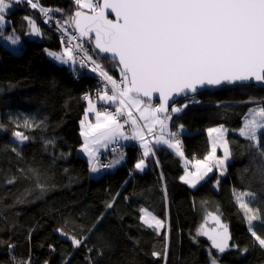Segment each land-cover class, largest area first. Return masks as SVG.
<instances>
[{
	"label": "trees",
	"instance_id": "trees-1",
	"mask_svg": "<svg viewBox=\"0 0 264 264\" xmlns=\"http://www.w3.org/2000/svg\"><path fill=\"white\" fill-rule=\"evenodd\" d=\"M38 3L63 22L79 8L75 0ZM25 17L40 27L39 38L30 37ZM5 19L0 30V264H210L212 258L217 264H264V248L236 199L243 192L254 194L246 202L259 212L253 230L264 238V130L257 141L240 135L249 110L264 107V89L232 86L178 101L174 106L182 111L173 114L170 128L178 133L183 158L155 144L154 155L137 170L143 155L136 139L125 144L121 162H111L103 172L81 152V122L89 103L84 97L99 87L96 75L80 71L77 61L69 66L48 56V50L63 48L62 41L40 9L13 3ZM10 35L21 38L19 53L5 44L3 37ZM91 51L104 71L122 79L117 65L99 57L93 46ZM114 105L104 108L116 110ZM216 128L226 130L232 174L215 170L191 187L181 180L185 159L208 156V130ZM14 132L28 139L20 142ZM91 190L113 207L98 211ZM141 209L162 222L159 234L141 221ZM209 213L227 225L229 247L223 253L201 233ZM69 237L82 244L74 247Z\"/></svg>",
	"mask_w": 264,
	"mask_h": 264
},
{
	"label": "snow or ice",
	"instance_id": "snow-or-ice-1",
	"mask_svg": "<svg viewBox=\"0 0 264 264\" xmlns=\"http://www.w3.org/2000/svg\"><path fill=\"white\" fill-rule=\"evenodd\" d=\"M19 2L20 0H0V30L8 23L5 19L7 10L13 3ZM27 2L32 8L39 7L33 0H27ZM75 2L80 8L86 6L95 13L94 15H83L80 11L75 13L73 23L80 34L83 36L89 32H95V47L101 53L110 54L113 59L119 61L120 65L122 79L118 83L103 70L101 65L92 61L95 65L92 71L99 69V75L111 84L112 94L102 91L100 99L106 103H115L119 98L121 105L117 107L115 113L104 114V120L108 123L103 127L109 130L105 136L114 135L122 127L117 123V117L126 104L138 107L141 103L130 93L137 94V97L143 95L151 98L152 93L158 92L160 106L152 109L149 115L142 113L140 119L158 122L161 133L156 136L155 144L167 145L183 158L184 154L180 150V141L177 138L178 133L170 132L168 138H165L164 132L167 125L163 120L158 121L156 117V113H166L165 106L170 99L174 98V95H187L188 92H195L198 85L205 84L219 85L223 82L234 83L251 79L264 83V0H104L102 6L93 4L92 0H75ZM105 9L115 13V22L106 17ZM40 11L47 15L50 10L40 8ZM52 11H59V9ZM25 20L28 21L32 34H39V29L34 22L28 17H25ZM3 38L13 45L19 42L18 36L10 35ZM48 55L61 64L76 62L70 49H65L63 54L48 52ZM82 66L86 65L82 63ZM84 99L89 101L87 114L94 110V105L87 95ZM171 111L178 113L182 109L173 107ZM249 112L250 116L245 120L244 127L240 129V135L250 141H257L258 133L264 130V107L250 109ZM96 115L95 127L89 125V129L93 132L101 127L99 122L101 113L97 112ZM131 116L132 113L129 112V117ZM165 119H171V115H166ZM132 123L135 125L136 120L132 119ZM81 124L83 126V121ZM25 126H29L27 121ZM143 127L147 128L149 135L153 134V127L148 123H145ZM179 127L183 129V125ZM208 131L209 134L219 133L217 140H221L226 130L221 128ZM88 134L81 132V135L86 137V144ZM13 136L20 142L28 139L20 132H14ZM124 139L141 140L144 157L154 155L152 148L143 142L141 130H135L131 137L125 136ZM172 140L175 142H171ZM223 146L224 158L215 161L217 166L223 165L230 156L227 143L223 142ZM84 150L87 152V147ZM215 150L214 142L212 152L204 158V161L197 160L193 165L196 171H186V176H182L181 180L191 187H195L199 181L203 180L208 172L212 171V167L205 161L214 158ZM89 155L91 156V153ZM144 167V159L135 164L137 170L142 171ZM91 171H97L96 167L92 166ZM253 196L251 192H243L237 195L236 199L245 211L249 231L254 240L261 248H264V238L253 230V221L261 219L260 214L258 211L253 213L248 203L242 199V197ZM112 207V203L106 205V208ZM140 211L141 221L148 227H154L159 234L162 222L145 209ZM103 215L102 213L101 217L97 218L98 222ZM145 217H150V220ZM213 218L219 222L218 217ZM221 227L224 228L223 233H217L215 236L208 232L203 234L208 235L213 248L223 253L229 247V237L227 227L224 225ZM69 239L74 247L82 244V239L75 237H69ZM152 255L160 254L154 251ZM209 255L211 256V253ZM210 264H217V260L212 258Z\"/></svg>",
	"mask_w": 264,
	"mask_h": 264
},
{
	"label": "rangeland",
	"instance_id": "rangeland-1",
	"mask_svg": "<svg viewBox=\"0 0 264 264\" xmlns=\"http://www.w3.org/2000/svg\"><path fill=\"white\" fill-rule=\"evenodd\" d=\"M21 1V0H20ZM35 0H33V2H34ZM96 1V3H97V5H99V0H92V2H95ZM79 7V6H78ZM77 11H80V12H87V13H93V11H91L88 7H83V8H77ZM76 11V12H77ZM75 16V15H74ZM74 16L72 17V18H69L68 19V21L67 20H65L64 21V24H67V25H70V27H69V30H71V29H73L74 28V26H73V18H74ZM61 21V20H60ZM49 22H51V24L53 23L55 26H56V23H55V21H54V19L53 18H51L50 19V21ZM62 22V21H61ZM34 24H35V26L39 29V33H40V27L36 24V22L34 21ZM53 25V26H54ZM55 26H54V28H55ZM57 27V26H56ZM75 29V28H74ZM76 30V29H75ZM56 32H57V30H56ZM29 35H30V37H36L35 35H33L32 34V29H31V27H30V32L28 33ZM5 44L6 45H8V46H10V49L12 50V51H14L15 53H19L20 51H21V38L19 37V42L17 43V44H15V45H13V44H11L10 43V41H8V40H6L5 41ZM85 44H86V46H87V48L89 49V51L88 52H90L91 53V55H92V57H93V51H91V47L93 46V44H92V39H85ZM62 45V49L60 50V51H58V52H54V53H57V54H63V52L65 51V43H62L61 44ZM48 52H53V51H50V50H48ZM74 54V53H73ZM75 55V54H74ZM49 56V55H48ZM50 58H52V59H54L52 56H49ZM55 60V59H54ZM55 61H57V60H55ZM57 63H59V64H61L59 61H57ZM76 63V62H75ZM67 65H69V66H73V62H69ZM76 66H78L79 67V69H80V71H82L83 69H86L85 67H83L82 65H81V63H80V61L79 60H77V64H76ZM87 70V69H86ZM95 74V73H94ZM89 102V101H88ZM92 103L94 104V105H96L100 110L99 111H102L101 109H103L104 111L106 110V112L107 113H115L114 111H116V110H111V111H109L107 108L105 109V108H103L104 106L102 105H100L99 103H102V100H99V101H96V102H94V101H92ZM103 104V103H102ZM114 104H116V105H114V106H112V107H115V109H117V107H118V103L117 102H115ZM88 107H89V103H88ZM175 107V106H174ZM108 108H110L111 109V107H108ZM254 109V108H253ZM103 112V111H102ZM124 112H125V109H124ZM169 113V112H168ZM126 114V113H125ZM173 114H175V113H171V119H165V116H162V119H163V121L164 122H166V123H170V121L172 120V117H173ZM250 116V112L248 113V115H247V117L246 118H248ZM102 121H105L104 120V118H101V122ZM124 121V123L122 124V126H123V128L125 129V128H127V129H129L130 130V126H129V123H128V120L126 121V118L123 120ZM107 122V121H106ZM91 123H90V114L87 112V114H86V119L84 120V122H83V126H82V131H84V132H86V133H89L88 134V136H87V140H88V143L86 144H83L82 146H81V152H82V154H84V153H86V155H88V157L91 159V161H93L94 160V165L96 166V167H99L100 169L101 168H104V170H106V172H108L109 171V167H111V165H109L108 163H106V161H105V163L103 164V163H98V162H100L99 160H101V157H98L99 155H104L105 153L108 155V150L112 147V149H113V152H115V153H111V154H109V156L108 157H110L111 155H116V154H119V153H124L125 152V149H126V147H127V145H125V144H123L121 141H119V140H116V141H112L111 142V138H110V134H108L107 136H105V133H108V132H104V136L105 137H107V145H106V150H103V152L101 153V151L99 152V150H98V147H99V145L97 144L96 145V143L95 142H93L92 141V139H94V138H96V139H98L99 138V136L98 135H96V136H93V135H91V136H89L91 133H92V130L91 129H89V125H90ZM82 125V124H81ZM92 126V125H91ZM93 127H95V126H93ZM161 129V126H159V128H158V130L157 131H159ZM217 129V128H216ZM218 129H221V128H218ZM222 129H224V128H222ZM97 130V128L95 129V131ZM225 130V129H224ZM262 131V130H261ZM155 133V135L157 134L156 132H154ZM149 134H147L146 136H148ZM219 135V133H217V132H213V133H211V140H212V146H211V148H213V143L215 142L216 143V150H215V154H214V158L213 159H210V160H208V161H205V163L206 164H208L209 166H211L212 167V171H210V172H208V174H207V176L208 175H210L211 173H213V171H215V170H217V171H219V173L220 174H227V173H229V174H232V172H231V166H230V161H231V154H230V156H229V158L225 161V163L223 164V165H220V166H217L216 165V163H215V161L216 160H218V159H223L224 158V146H223V142H226V137H225V135H226V131H224L223 132V136H222V138H221V140H217V136ZM85 137V136H84ZM146 138V137H145ZM85 139H86V137H85ZM146 139H149V138H146ZM85 141V140H84ZM131 143H133V139H130L129 140V145H131ZM227 143V142H226ZM85 147H87V149H88V151L86 152L84 149H85ZM227 147H228V149H229V146H228V144H227ZM212 152V150L210 151V153ZM229 152H230V149H229ZM89 153H91V156L89 155ZM231 153V152H230ZM209 155V154H208ZM144 156V155H143ZM143 158V157H142ZM141 158V159H142ZM197 160H201V161H204V159H195V160H191V159H185V162H187V163H185L184 162V167H185V170H184V172H183V174H182V176H186V171L187 172H195L196 171V169L193 167V165L195 164V162L197 161ZM108 162H110V159L108 158ZM112 163H114V162H112ZM108 168V169H107ZM104 170H102L103 172H104ZM94 175H96V171L94 172ZM181 176V177H182ZM207 176H205V178L207 177ZM94 177H96V176H94ZM204 178V179H205ZM203 179V180H204ZM203 180H201V181H199L197 184H196V186H198ZM182 182H184L183 180H182ZM185 183V182H184ZM185 184H187V185H189L188 183H185ZM190 186V185H189ZM195 186V187H196ZM89 199L92 201V202H94V203H96V205H97V208H98V211H102V209L104 208V207H106V203H107V201L105 200V198H103L102 196H100L99 194H97V193H95L94 191H92L91 190V192H90V197H89ZM242 199L243 200H245V201H248L249 199H250V197H242ZM240 203V202H239ZM147 211V210H146ZM148 212V211H147ZM153 216V215H152ZM213 217H218L219 218V222H217V220L216 219H214ZM146 219H149L150 220V217H145ZM221 225H224V226H226L227 227V225L225 224V222H223L222 220H221V218H220V216L219 215H217V214H211V215H209L208 217H207V219H206V221H205V223L202 225V228H201V233L203 234L204 232H208L210 235H213V236H215L217 233H223L224 232V228H222L221 227ZM154 228V227H153ZM161 228V227H160ZM204 235V234H203ZM227 235H228V237H229V234H228V228H227ZM205 237H207L208 238V235H204ZM209 239V238H208ZM211 241V240H210ZM211 243H212V241H211ZM228 243H229V239H228Z\"/></svg>",
	"mask_w": 264,
	"mask_h": 264
},
{
	"label": "crops",
	"instance_id": "crops-1",
	"mask_svg": "<svg viewBox=\"0 0 264 264\" xmlns=\"http://www.w3.org/2000/svg\"><path fill=\"white\" fill-rule=\"evenodd\" d=\"M35 36H36V38H39L40 37V33L36 34ZM130 95L133 96L134 98H138L137 96H135L132 93H130ZM138 99L141 101V103L139 104L138 107L133 106L132 104H126V106H124L125 113H126V121L128 120V123H129V126H130V130L127 129V128L124 129L123 126H122L121 128H119V130L114 135L110 134L111 142L119 140L123 144H127L130 139H124V137L125 136L131 137L133 135L134 131L139 129L143 133V142H146L148 144V146L151 147L152 150H153V147L155 145V142H154L155 138H156V136L160 135V133H161V129L159 131H157L159 126H160V124L158 122H153L152 120H147L146 121V120L140 119V116H141L142 113L144 115H149L151 113V110L154 109V108H157V107L154 106V104L151 103V102L143 101L140 98H138ZM102 103H106V102H104L102 100ZM108 103L112 104L113 102H107L106 104H108ZM106 104H104L103 106L105 107ZM107 106H109V105H107ZM146 109H147V111H145ZM99 110L100 109L96 105H94V110L93 111H89L88 113L90 114V123H91L90 125H92V126H95L97 124V115H96L97 112L101 113V117H100V121H99L100 124H101V127L97 128V130L94 131V132L92 131V133L89 135V136H91V135H93V136L98 135L99 136L98 139L94 138V139H92V141L95 142L96 145L100 144L99 147H98V150L100 152L101 150L102 151L106 150L105 148H106V145H107V143H106L107 142V137L104 136V132L105 131L108 132L109 130L107 128L103 127L108 122H106V121H102L101 122V118H104V114H106L107 112H106V110L104 111L103 109H101L103 112L99 111ZM129 112L132 113L131 118L129 117ZM156 117H157L158 121L159 120H163L162 119V112L161 113H156ZM132 119L136 120V124L135 125H133ZM145 123H148L150 126L153 127V132H157V134L154 137H152L151 140H148V139L144 140V137L148 134L147 128L143 127L145 125ZM164 123L167 125V129L164 132V134L170 133L171 132L170 123L169 122L168 123L164 122ZM119 124L122 125L123 123H119ZM84 140H85V137H84ZM141 143H142V141L140 140V147H141ZM84 144H85V141H84ZM141 149H142V155H143L144 149L142 147H141ZM146 158L147 157H144L145 161L147 160ZM122 159H123V155H122V153H119V154H116V155H114L112 157L111 162H114V163H112L113 165H118L121 162ZM116 161H119V162L116 163Z\"/></svg>",
	"mask_w": 264,
	"mask_h": 264
},
{
	"label": "built area",
	"instance_id": "built-area-1",
	"mask_svg": "<svg viewBox=\"0 0 264 264\" xmlns=\"http://www.w3.org/2000/svg\"><path fill=\"white\" fill-rule=\"evenodd\" d=\"M24 2L26 5L31 6L27 0H21L20 3ZM34 2L38 3V0H35ZM93 4L97 5L96 1L93 2ZM39 5V3H38ZM38 9H40L41 7H37ZM49 9V8H48ZM50 11L47 13V15H44V19L48 24H51L50 19L53 18L56 26L52 23V25L55 26V29L57 30L58 36L61 39L62 43H65V48L66 49H70L72 51V53H74L73 55L76 58V61L79 60L81 65L82 63L86 66L85 67L87 70L95 73L98 83H99V87L96 88L93 92V94H88L87 96L91 99V101H99L100 99V95L101 92H107L109 95L112 94L111 92V84L107 83V81H105L100 75H99V69L97 71H92L93 67L95 66L92 61H95L97 64L101 65L99 62H97L94 57H92L91 53L88 52L89 49L87 48L86 44H85V38L83 36H81L74 28L69 30L70 25L64 24V22L60 21V18L58 17H54L51 15V9H49ZM90 58V59H89ZM116 80V79H115ZM118 83L121 82V80H117ZM119 104V98L116 101ZM118 107H121V105H118ZM156 107H159V104H156ZM109 111H111L112 109L107 108ZM116 112V111H114ZM120 118H125V112L124 109L122 111V113L118 116ZM155 134V133H154ZM150 135L146 136V138H149ZM133 143H136V139H133ZM111 153H115L113 152L112 147L108 150V155L105 153L104 155L106 156L105 159H101V163H108V159L110 158L108 157L109 154ZM104 170V168H101ZM108 169V168H107ZM106 172V170H104ZM103 173V172H102Z\"/></svg>",
	"mask_w": 264,
	"mask_h": 264
},
{
	"label": "water",
	"instance_id": "water-1",
	"mask_svg": "<svg viewBox=\"0 0 264 264\" xmlns=\"http://www.w3.org/2000/svg\"><path fill=\"white\" fill-rule=\"evenodd\" d=\"M103 2H104V0H99V5L102 6L103 5ZM104 11H105L106 17L109 20H112L114 22L116 21L115 13H113L110 9H105ZM81 13L83 15H94L95 14L94 12L93 13L81 12ZM73 26L76 29V31L80 34V31L77 29L75 23H73ZM83 37L85 39H92V44H93L94 52L99 57L109 59L110 62H112L113 64L117 65L118 70L120 71V65H119V61L118 60L113 59L112 56L110 54H108V53H101L99 51V49H97L95 47V40H96L95 32H89L86 35H83ZM240 85H251V86H256L258 88L264 89V83L258 82V81L254 80V79H251V80H248V81H237V82H234V83L223 82V83H221L219 85H207V84H205L203 86H199L198 85L197 86V90L195 92H188L187 95H184V94L174 95V98L173 99H170L169 102H168V104L165 106L166 107V113L165 112H162V113L163 114H167L168 112H170L171 108L178 101L183 100V99H186L188 97H193V96H195L197 94H200V93H203V92H206V91H214V90H218V89H221V88L232 87V86H240ZM132 94H134L135 96H137V94H135V93H132ZM138 98H140V99H142L143 101H146V102H151V103L158 102L159 105L161 103L160 96H159V93L158 92L152 93L151 98L145 97L143 95H139Z\"/></svg>",
	"mask_w": 264,
	"mask_h": 264
},
{
	"label": "bare ground",
	"instance_id": "bare-ground-1",
	"mask_svg": "<svg viewBox=\"0 0 264 264\" xmlns=\"http://www.w3.org/2000/svg\"><path fill=\"white\" fill-rule=\"evenodd\" d=\"M97 61V60H96ZM98 62V61H97ZM104 70V69H103ZM92 102V101H91ZM155 106H156V104H159L158 102H154L153 103ZM118 105H120V103L118 104ZM160 106V105H159ZM158 108V107H157ZM124 109V108H123ZM125 118H126V114H125ZM125 118H120V117H117V121L119 120V121H123ZM111 159H112V157L110 158V162H109V165H111ZM111 167H109V169H110Z\"/></svg>",
	"mask_w": 264,
	"mask_h": 264
},
{
	"label": "flooded vegetation",
	"instance_id": "flooded-vegetation-1",
	"mask_svg": "<svg viewBox=\"0 0 264 264\" xmlns=\"http://www.w3.org/2000/svg\"><path fill=\"white\" fill-rule=\"evenodd\" d=\"M120 103V102H119ZM113 157V156H112Z\"/></svg>",
	"mask_w": 264,
	"mask_h": 264
}]
</instances>
